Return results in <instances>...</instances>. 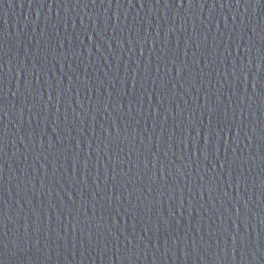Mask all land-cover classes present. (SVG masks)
I'll return each mask as SVG.
<instances>
[{"label":"water","instance_id":"1","mask_svg":"<svg viewBox=\"0 0 264 264\" xmlns=\"http://www.w3.org/2000/svg\"><path fill=\"white\" fill-rule=\"evenodd\" d=\"M0 264H264V0H0Z\"/></svg>","mask_w":264,"mask_h":264}]
</instances>
